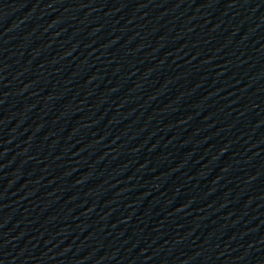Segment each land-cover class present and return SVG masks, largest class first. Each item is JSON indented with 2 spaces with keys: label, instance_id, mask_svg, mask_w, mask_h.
Returning <instances> with one entry per match:
<instances>
[{
  "label": "water",
  "instance_id": "1",
  "mask_svg": "<svg viewBox=\"0 0 264 264\" xmlns=\"http://www.w3.org/2000/svg\"><path fill=\"white\" fill-rule=\"evenodd\" d=\"M142 264H264V0H122Z\"/></svg>",
  "mask_w": 264,
  "mask_h": 264
}]
</instances>
